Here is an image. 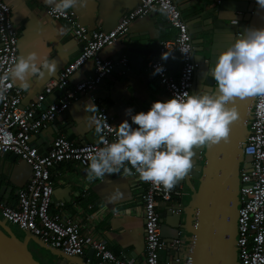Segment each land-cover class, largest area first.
I'll return each instance as SVG.
<instances>
[{
  "label": "built area",
  "instance_id": "1",
  "mask_svg": "<svg viewBox=\"0 0 264 264\" xmlns=\"http://www.w3.org/2000/svg\"><path fill=\"white\" fill-rule=\"evenodd\" d=\"M160 9L164 12L171 27L176 30L173 39L159 43V54L177 53L181 61L178 77H174L167 64L160 58L150 60L148 69L153 73L157 65H163V72L155 75L166 87L169 96L184 91L192 92L196 63L194 45L188 25L175 0H141L133 9L125 12L121 20L108 30L89 29L82 24L75 10L58 12L53 3L46 6L47 13L57 20H64L74 30L82 44L81 52L51 80L38 99L22 106L25 91L15 85L8 72L19 55V32L12 19L11 6L0 0V83L6 88L4 99L0 100V155L14 153L25 160L32 168L29 184L18 193L17 206L0 198V213L10 225L28 230L54 248L72 256H85L88 249L94 250L98 264H138L125 254L114 253L105 240L93 238L81 232L77 219L51 212L53 180L51 170L59 163L72 161L88 167V156L104 146L99 140L94 143L75 144L68 137L60 135L53 140L48 152H40L31 144V136L47 127L60 114L65 112L80 94H87L95 102L96 119L107 127L103 136L108 142L115 139L117 123L107 107L100 102L96 90L117 66H127L129 59L104 58L100 52L119 38L126 36L131 24L138 18ZM180 49H183L182 52ZM92 61L94 75L70 87L72 75L85 63ZM53 90H60L63 97L58 103L44 106V101ZM244 153L250 155V166L242 163L240 171V205L237 222V254L239 264H264V95H256L249 121V134ZM132 177L144 184L142 208L145 219L144 260L140 264H163L160 251L166 247L161 236V214L159 201L172 202L181 195L175 186L165 191L162 186L139 179L133 169ZM181 211L180 203L169 205ZM174 240L173 244H179ZM170 264V259L167 262Z\"/></svg>",
  "mask_w": 264,
  "mask_h": 264
},
{
  "label": "crops",
  "instance_id": "2",
  "mask_svg": "<svg viewBox=\"0 0 264 264\" xmlns=\"http://www.w3.org/2000/svg\"><path fill=\"white\" fill-rule=\"evenodd\" d=\"M6 2L11 6L12 19L19 32V55L36 50L56 62L55 71L51 75L33 83L30 90H24L22 106H26L35 102L51 80L57 78L63 68L79 54L82 44L66 21L53 19L47 13L46 6L52 4L53 0ZM140 2L141 0H87L84 6L77 4L73 10L81 23L89 29L108 30L121 20L125 12ZM188 16L189 11L183 13V17ZM175 35L176 30L170 26L164 12L156 9L147 16L136 19L126 36L101 50L100 54L104 58L117 60L127 56L129 59L127 68L115 67L98 88L101 104L115 117L117 125L124 119H129L131 123L126 109L131 108L132 113L147 111L153 101L170 98L164 84L148 69V62L161 59L159 43L173 39ZM139 42L145 44L147 51L145 54H137L135 60L130 58L132 53L128 51V47ZM161 60L167 64L171 74L178 77L181 70L179 55L169 52L168 58ZM93 75L94 64L89 61L72 75L70 87L79 81L92 78ZM62 97L60 90H53L47 95L44 106L58 103ZM78 97L66 112L60 114L47 127L32 134L31 144L40 152H48L53 140L60 135L68 137L77 145L99 141L98 135L89 126L90 117L85 113V105L90 97L87 94H80ZM89 107L93 108L91 118H96L95 105ZM125 166L131 168L127 163ZM86 169L87 167L75 162L64 161L51 170L54 186L51 212L74 217L78 220L83 234L103 239L114 253L125 254L138 264L142 263L145 249V219L142 208L144 184L135 180L131 172L125 174L122 169L120 172L89 181ZM31 176L32 168L25 160L14 153L0 155L2 200L17 206L18 193L29 184ZM175 188L181 191L180 196L175 197L172 202L159 201L157 204L161 217L166 216L169 205L180 203L185 210L192 206L191 202L183 200L188 191L186 184L178 180ZM114 190L120 193L117 199L110 196ZM0 217L2 218L1 213ZM186 218L187 215L183 214L182 223ZM20 230L21 232L14 231L18 236L24 235L23 230ZM185 238L186 235L182 234L180 239ZM31 243L29 247L33 246L32 250L39 254L37 245ZM91 250L88 249L86 255ZM174 252L173 249L163 248L160 251L162 263L167 264ZM51 258L48 255L44 257L48 262ZM89 264H98L96 258L89 261Z\"/></svg>",
  "mask_w": 264,
  "mask_h": 264
},
{
  "label": "water",
  "instance_id": "3",
  "mask_svg": "<svg viewBox=\"0 0 264 264\" xmlns=\"http://www.w3.org/2000/svg\"><path fill=\"white\" fill-rule=\"evenodd\" d=\"M175 2L182 15L189 11V16L184 18L192 37L196 63L191 91L214 90L215 82L206 73L214 64L216 55L228 47L245 27L264 26V10L258 9L255 0ZM128 51L132 53L130 58L136 60L137 54H145L147 49L139 42L130 45ZM98 93L97 89L96 95ZM255 99L256 95H253L230 102L235 105L238 118L231 122L227 140L194 149L192 166L179 181L186 184L195 198V207L189 206L181 211L171 207L166 216L160 218L166 248L175 250L170 264H239L240 171L244 161L248 162L246 166L251 165L252 157L244 153V146ZM89 101L95 104L91 98ZM183 214L187 215L184 223ZM23 232L24 235L18 236L12 225L0 217V264H44L30 252L31 242L46 249L54 264H89L94 258V250L86 256H72L28 230ZM182 234L186 235L183 240L180 239ZM174 240L180 243L173 244Z\"/></svg>",
  "mask_w": 264,
  "mask_h": 264
},
{
  "label": "clouds",
  "instance_id": "4",
  "mask_svg": "<svg viewBox=\"0 0 264 264\" xmlns=\"http://www.w3.org/2000/svg\"><path fill=\"white\" fill-rule=\"evenodd\" d=\"M255 2L258 9L264 10V0ZM86 3L87 0H53V7L64 12ZM168 56L169 52H163L161 59ZM55 68V60L32 50L17 56L8 75L20 89L30 90L33 83L51 75ZM160 72L163 65H157L153 74ZM206 75L215 82L214 90L176 93L166 100L153 101L147 111L132 113L131 108L126 109L131 123L129 119L121 121L111 142L103 136L107 125L91 118L93 108L89 105L95 104L89 101L85 105L88 123L104 146L88 156L87 179L103 178L121 169L129 174L134 169L142 181L162 186L165 191L173 188L192 166L196 147L227 140L230 124L238 118L230 102L264 95V26L245 27L216 55ZM6 91L0 83V100ZM119 195L117 190L110 194L112 199Z\"/></svg>",
  "mask_w": 264,
  "mask_h": 264
},
{
  "label": "rangeland",
  "instance_id": "5",
  "mask_svg": "<svg viewBox=\"0 0 264 264\" xmlns=\"http://www.w3.org/2000/svg\"><path fill=\"white\" fill-rule=\"evenodd\" d=\"M183 200H187L188 202L192 203L193 208L195 207V198L193 197V195L191 194V192L188 190L187 194L183 196ZM195 210V209H194ZM12 225V224H11ZM12 228L16 231V232H21V230L16 226V225H12ZM32 244V243H31ZM32 247H29L30 252L39 260H41L42 262L47 264V261H45L44 257L48 254L47 250L44 248H41L39 246H37V248L39 249V254L38 252L36 253L35 251L32 250ZM45 255V256H44Z\"/></svg>",
  "mask_w": 264,
  "mask_h": 264
},
{
  "label": "trees",
  "instance_id": "6",
  "mask_svg": "<svg viewBox=\"0 0 264 264\" xmlns=\"http://www.w3.org/2000/svg\"><path fill=\"white\" fill-rule=\"evenodd\" d=\"M43 263H44V262H43ZM44 264H46V263H44ZM47 264H53V258L50 259V262L47 261Z\"/></svg>",
  "mask_w": 264,
  "mask_h": 264
}]
</instances>
